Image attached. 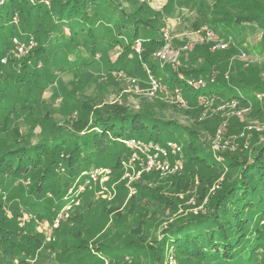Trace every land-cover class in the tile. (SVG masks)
<instances>
[{
	"label": "trees",
	"instance_id": "16d2710c",
	"mask_svg": "<svg viewBox=\"0 0 264 264\" xmlns=\"http://www.w3.org/2000/svg\"><path fill=\"white\" fill-rule=\"evenodd\" d=\"M50 2V7L42 5L40 0L31 5L27 0H3L0 4V42L4 43L0 47V56L10 41L5 32L12 17L21 15L22 30L37 34L39 40L29 58H33L35 64L40 57L45 59L42 70L32 66L26 70L25 65L23 73H17L16 77L15 68L0 64V139L11 127L9 114L13 110L28 111L34 124L39 122L40 110H44L42 114L48 111L42 95L46 81L54 79L55 72L48 63L51 48L57 58V47L70 44L66 57L62 62L58 61L61 63L59 69L62 63L67 65L70 60L91 66L94 53L99 49L107 53L108 68L118 69L123 65L122 54L130 55L134 42L144 36L151 42L147 45L148 50L137 59V66L146 64L152 69L155 65L150 51L161 43L143 5L144 12L139 10L132 14L120 0ZM193 2L200 14L199 19L213 31L214 38L229 39L230 48L212 53L208 44H202L195 46L197 48L192 52H186L190 61L180 70L184 77L206 80L205 86L195 89L186 80L178 81L171 68L170 76L166 75L164 80L158 78L174 87H182V94L192 108L187 110L190 125L165 117L161 111L162 101L133 110L118 104L98 106L95 96L91 98L76 90L70 93V97L66 90H62L64 98L70 97L65 101L64 111L59 112L63 120H72L74 114H80L78 122L72 124L73 129L56 123L57 128L52 130L53 127L46 126L52 122H41L43 133L36 135L35 139L19 135L20 139L0 146V181L22 179L29 182L30 189L38 192L39 197L49 190L59 200L62 191L78 190L79 186L73 181L74 174L78 169L86 170L89 164L113 159L108 183L115 181L121 171V152H131V148L122 142L124 138L159 144L162 136H176L174 133L180 130L177 137L169 141H173L184 155L182 171L164 178L155 171L145 174L140 182L132 184L139 195L133 196L130 192L123 204L127 211H136V214L130 218L123 216L119 221L121 212L118 215L116 211L119 207L105 203L106 207L101 209L99 206L101 211L97 212L101 224L94 225L86 234L76 232L73 235L71 247L81 251L102 249L98 258L108 264H171L162 260L167 249L180 253L186 261L182 264H191L190 260L195 259L201 262L198 264H264V143L252 142L241 152L219 151L223 158L217 161L212 155L210 137L206 136L215 134L219 120L200 121L195 117L201 111L197 104L199 98L209 97L217 103L224 99L236 100L238 106L252 104L257 114L254 117L260 116L264 120V102L258 103L255 98L257 92L264 93V0ZM248 30L260 32L256 42H247ZM104 37L110 43H104ZM111 52L118 55L110 62ZM245 55L248 59L244 60L241 56ZM214 70L217 71L216 80L212 78ZM8 77L12 80L5 83ZM236 118L229 120L228 128L230 132L241 134L242 124ZM221 174L223 178L217 188H212ZM147 179L155 182V186L142 184ZM117 186L122 192L127 191L126 186ZM194 187L199 188V195L194 197L196 202L193 205L201 209L194 213H174L176 216L173 215L160 228L158 237L149 235L145 229L153 222L155 228L158 226L155 219L159 218L158 212L168 209L171 214L181 202L180 195L187 194ZM147 194L158 207L152 205L150 208V199L148 202L135 201ZM75 198L65 200V203H74ZM57 202L50 204L41 200L33 212L34 217L51 219L57 211ZM33 231L20 233L17 241H6L9 239L4 236L7 250L3 248V256L8 262H15V259L16 264H27V258L42 248L40 233ZM112 231L114 236H109Z\"/></svg>",
	"mask_w": 264,
	"mask_h": 264
},
{
	"label": "rangeland",
	"instance_id": "374dc122",
	"mask_svg": "<svg viewBox=\"0 0 264 264\" xmlns=\"http://www.w3.org/2000/svg\"><path fill=\"white\" fill-rule=\"evenodd\" d=\"M56 1L57 0H52V3L54 4ZM27 2L31 5L36 1L27 0ZM120 2L122 3L121 5L129 9L128 12L132 14H136L139 10L144 12V6L145 15L152 18L150 22L154 29L153 32L161 43L159 47L150 51L151 57L155 61L154 67L151 69V67L146 64L140 67L139 65L137 66V59L148 50L147 45L151 42V40L143 38L144 36H141V38H138L134 42L135 45L136 43L140 45L138 51L133 49L130 55L122 54L124 57L123 65L118 69L108 68L106 60L107 53L101 49L95 51L94 62L91 66L90 64L86 65L79 61L70 60V63L67 65L62 63V68L59 69L58 67L61 63L59 64L58 61L62 62L66 57V52L69 50L70 44L67 43L60 48L56 45L58 49L57 56L59 57L55 58L56 56H53L55 53L51 48L48 62L52 67V72H55L54 79L51 78L46 81L42 95L45 100V108L48 109V111L46 114H42L44 110H40L39 122L34 124L35 122L30 121L31 116L28 115V111L14 108L15 110L9 114L11 127L2 134L0 139L1 147L5 146L8 142H13L15 139H20V137H18L19 135L30 137L32 140L35 139L36 135L43 133L41 130L42 127L40 126L41 122H52L46 125L53 127L52 130L57 128L56 123L57 125L73 129L72 124L73 122H78L80 114H74L72 120L69 119V121H64L63 117H61L62 114L59 112L64 111L63 107L65 106V101L71 97L70 93L76 90H79V92L87 96L89 95L91 98L95 96L98 106L118 104L126 106L128 109L138 110L143 108L142 105L151 107L155 102L158 103L162 101V104H160L162 106L161 111L162 113L164 112L165 117L175 119L184 125H190V116L187 114V110H192V108L182 94V87H174L172 86L173 84L164 83L163 80L166 75L170 76V70L172 69L178 81L182 82V80H186L188 83V81L193 80V82H196L201 77H184V73L180 70L184 63L190 61L188 60L189 58H187L188 52H192L193 49L197 48L195 46L202 44H208L209 51L212 53L218 50H227L230 48V40L222 39V41L218 40L216 37L214 38L215 34L213 31L207 28L202 20L199 19L200 14L193 0H120ZM41 4L45 7H50L51 2L48 0V3L41 2ZM16 17L17 22L11 20L5 32V37L10 38V41L6 43L3 55L0 56V64H5L6 66L9 64L12 68H15L13 69L14 77H16L17 73H23L22 69L25 65L27 66L26 70H29L31 66L36 70H42L45 65V59L43 57L35 61L36 64L33 58H29V55L39 45V40L37 34L22 30L23 17L21 15ZM153 19L156 20L154 21ZM197 22L199 23L195 27L194 24ZM246 33H248V43H254L260 37V32L257 30H248ZM13 36L17 37L21 43H25L28 38L32 37L35 45L31 47L27 53L18 54L19 51L12 41ZM102 41L106 44L110 43L105 41V37ZM124 41H126V39ZM220 41L225 44L223 48L217 45ZM3 45L4 43L0 42V47H3ZM84 49H82V51ZM118 50L119 49H117V51ZM112 52L115 51L113 50ZM112 52L109 53L110 62L116 60L118 55ZM158 52L164 53L165 57L162 58ZM241 58L245 60L248 59V56H241ZM253 58H255V56ZM1 59H4V61ZM22 61H26V63L23 64ZM64 66H67V69H63ZM85 70L87 71L86 73ZM149 74L156 79V83L160 84L154 92H151ZM216 74L217 71L214 70L212 75L214 80H216ZM38 79L40 81V78H37V80ZM8 80H12V78L8 77L5 83L8 82ZM205 83L206 80L203 81V84L194 85L192 87L197 89L200 86H205ZM62 90H66L70 97L64 98ZM176 90L177 94L185 102L176 99ZM237 91L238 89L236 92ZM208 98H199L197 104L200 106L202 112L200 111L199 115L195 117L200 121L218 118V129L215 131V134L208 133L209 135L206 136L210 137L212 155L217 161H221L223 158L219 155V151L229 149L231 152H241L242 149L250 147L252 142L258 144L264 143V120L261 119L260 116H258L259 118L254 117L257 114L254 113L255 109L254 107L252 108V104L245 107L243 105L238 106L236 100L225 101L223 99L222 102L220 101V103H217ZM255 98L258 103H263L264 93L257 92ZM33 104L34 103H32V105ZM252 112L253 114H251ZM86 115L89 117V114ZM232 117H237L241 122L243 128L241 134H237L233 131L230 132L228 123ZM237 118L236 120H238ZM179 133L180 130H177L174 133L176 136H162L159 144L163 145L166 141L174 140ZM140 142L142 144V150H139L140 152L136 154L134 160L131 158L132 152L129 151L130 154L125 153V151L121 152V171L111 184L108 183V179L112 173L113 159H105L103 163L89 164L86 170L78 169L73 179L79 186L78 190L73 188L70 189V191H62L63 195L59 200H57L53 192L49 190L43 193L42 198L39 197L37 195L38 192H34L30 189L28 181H23L22 179H18L17 181L2 179L0 181V264H16L17 262L15 259H13L15 262H8L5 256H3V248L7 245L6 241H17L20 233L32 232L33 230V233H40L39 237L41 238L40 242L42 248L37 251L34 256L27 258V264H108V261L98 258L102 249H87L81 251L71 247L74 242L73 235L76 232L86 234L94 225H100V217H98L97 212L106 207L103 205L105 203H111L112 207H119V209H116L118 215L120 214L119 211L121 212L119 221L122 220L123 216L128 218L132 217L133 214L137 212L135 211V213H133L132 211H127L126 208L123 207V204L130 197V192L133 196L139 195L135 186L133 187L132 184L140 182L142 177L151 171H155L162 178L172 175L178 171H182L185 164L184 155L181 154L180 151L173 154L171 150H168L170 155H168L167 160L172 162L179 157L182 159V165L177 171L168 173L169 175L165 174L159 169V164H161L164 158L153 150L146 149V142ZM176 148L179 149L177 145ZM148 154L152 156L156 164L151 170H146L145 167L146 155ZM179 154H181V157ZM91 173L95 178L90 176ZM115 174L116 173H113V175ZM222 178L223 174L218 177L217 181L212 185V188H217L218 182ZM194 181L197 183V177L194 178ZM142 184L149 187L155 186V182L151 183L148 179L142 181ZM116 185L126 186L127 191L122 192L123 190L118 186L116 187ZM196 187L190 189L187 194L182 193L180 195L181 202L176 206L174 211L172 210L171 214L168 209H164L161 213L158 212L157 217L159 218H155L157 222L156 225L158 226L155 228L153 221V223H149V226L145 229L147 232L149 231L148 234L158 237L160 228L173 218V215H177L179 212H198L201 209L200 206L193 205L196 202L194 197L199 195V188L196 189ZM211 191L212 189L209 193H211ZM169 193L170 192L167 194ZM74 196H76L74 203H65V200L71 201ZM149 199L150 195L147 194L142 195L141 199L137 198L135 201L142 202ZM41 200H46L50 204L58 201L56 203L57 211L51 219L47 217L41 219L34 217L33 212H35ZM113 200L114 202L112 203ZM88 203L90 204L88 205ZM149 203L150 208L152 205L158 207L153 204L154 202H152L151 199ZM99 206H101V209L98 208ZM53 220L54 222L56 221V228H52L51 234L46 235L40 231L38 225L41 221L48 223L49 228H51ZM62 228L65 230L62 231ZM114 234L115 233L112 231L109 236H114ZM4 236L9 240L5 241ZM4 249L7 250V247ZM162 260L171 264H182L186 262L180 257V253L172 249L166 250L165 258ZM190 262L191 264H198L200 261L195 259L190 260Z\"/></svg>",
	"mask_w": 264,
	"mask_h": 264
},
{
	"label": "built area",
	"instance_id": "2783aa9c",
	"mask_svg": "<svg viewBox=\"0 0 264 264\" xmlns=\"http://www.w3.org/2000/svg\"><path fill=\"white\" fill-rule=\"evenodd\" d=\"M31 1L35 2L36 0H31ZM40 1L48 3V0H40ZM2 2H3V0H0V3H2ZM12 21L13 22H17V17L13 16L12 17ZM12 41L14 42L15 46L17 47V49L19 51L18 54L27 53L28 50L35 45V42H34L32 37L28 38L25 43H21L17 39V37L13 36L12 37ZM134 45L135 44H133V49L138 51L140 45L138 43H136L135 48H134ZM217 45L219 47L223 48L225 44L221 43V41H220V42L217 43ZM158 54L162 58L165 57L164 53L162 54L161 52H158ZM1 60L4 61V59H1ZM148 76L150 78L149 81L151 83V92H154L155 89L158 87V85L160 86V84L156 83V79L153 78L151 76V74H149ZM188 84L191 85V86H194V85L197 86V85L203 84V81L198 79L196 82H193V80H192V81H188ZM175 95L177 97L176 98L177 100H181V101L185 102L177 94V90L175 91ZM122 142L125 143L128 147L131 148V152H132L131 153V158H132V160H134L136 154L138 152H140L139 150H142V144L140 142L134 140L133 138L122 140ZM145 148L148 149V150H153L154 152L158 153L160 156H162L164 158V160L161 162V164H159V169L165 174L173 173V172L177 171L182 165V159L179 158V157H178V159H174V161H172V162H169L167 160L168 155H170L168 150H171V152L173 154H176V152L179 151V149L176 148L175 143L172 142V141H166L165 144H163V145H160V144L155 143V142H149V143H147L145 145ZM146 156H147V159H146V162H145L146 170H151L152 168H154V165L156 166V164H155V162H154V160H153V158H152V156L150 154H148ZM179 156L181 157V154H179ZM92 173L90 174V176L92 178H95V177H93ZM55 222L53 220L52 226H51V228H49L48 223L41 221L39 223L38 227H39L40 231H42L44 234L48 235V234H51L52 228L56 227L55 226Z\"/></svg>",
	"mask_w": 264,
	"mask_h": 264
}]
</instances>
